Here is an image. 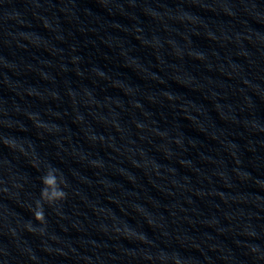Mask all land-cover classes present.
<instances>
[{
  "label": "clouds",
  "instance_id": "9594fccd",
  "mask_svg": "<svg viewBox=\"0 0 264 264\" xmlns=\"http://www.w3.org/2000/svg\"><path fill=\"white\" fill-rule=\"evenodd\" d=\"M41 182L43 187L40 193V199L35 202V208L32 209L34 220L39 224L44 225L46 223V217L44 212V204L54 206L58 202L63 201L67 197V193L63 190L62 186L65 185L63 175L55 168H50L42 177ZM29 231H34L31 222L27 225ZM44 231L43 228L40 229ZM163 258V257H162ZM175 264H180L179 259H175Z\"/></svg>",
  "mask_w": 264,
  "mask_h": 264
}]
</instances>
